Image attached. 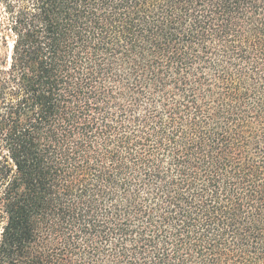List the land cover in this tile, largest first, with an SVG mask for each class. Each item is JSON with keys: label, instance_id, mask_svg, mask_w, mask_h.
Returning <instances> with one entry per match:
<instances>
[{"label": "trees", "instance_id": "trees-1", "mask_svg": "<svg viewBox=\"0 0 264 264\" xmlns=\"http://www.w3.org/2000/svg\"><path fill=\"white\" fill-rule=\"evenodd\" d=\"M0 264H264V0H0Z\"/></svg>", "mask_w": 264, "mask_h": 264}]
</instances>
